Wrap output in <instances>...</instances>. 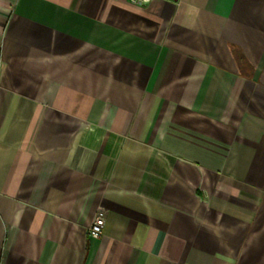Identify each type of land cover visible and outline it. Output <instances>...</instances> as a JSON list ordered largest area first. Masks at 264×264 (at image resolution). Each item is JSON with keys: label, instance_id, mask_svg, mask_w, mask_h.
Instances as JSON below:
<instances>
[{"label": "crops", "instance_id": "0c3cea01", "mask_svg": "<svg viewBox=\"0 0 264 264\" xmlns=\"http://www.w3.org/2000/svg\"><path fill=\"white\" fill-rule=\"evenodd\" d=\"M0 264H264V0H0Z\"/></svg>", "mask_w": 264, "mask_h": 264}, {"label": "built area", "instance_id": "2783aa9c", "mask_svg": "<svg viewBox=\"0 0 264 264\" xmlns=\"http://www.w3.org/2000/svg\"><path fill=\"white\" fill-rule=\"evenodd\" d=\"M131 5L137 8H144L148 6L152 0H128ZM104 210H98L95 218L88 226V232L91 237H99L102 234V227L105 223Z\"/></svg>", "mask_w": 264, "mask_h": 264}]
</instances>
